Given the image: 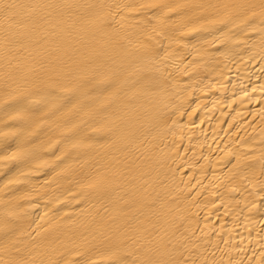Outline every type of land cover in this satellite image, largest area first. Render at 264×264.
Returning a JSON list of instances; mask_svg holds the SVG:
<instances>
[{
    "label": "bare ground",
    "instance_id": "bare-ground-1",
    "mask_svg": "<svg viewBox=\"0 0 264 264\" xmlns=\"http://www.w3.org/2000/svg\"><path fill=\"white\" fill-rule=\"evenodd\" d=\"M0 264H264V0H0Z\"/></svg>",
    "mask_w": 264,
    "mask_h": 264
}]
</instances>
